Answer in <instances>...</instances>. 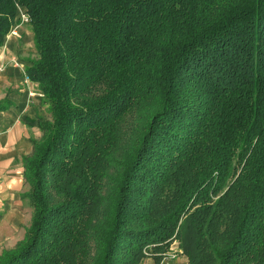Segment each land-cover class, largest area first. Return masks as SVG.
I'll use <instances>...</instances> for the list:
<instances>
[{
  "label": "trees",
  "instance_id": "trees-1",
  "mask_svg": "<svg viewBox=\"0 0 264 264\" xmlns=\"http://www.w3.org/2000/svg\"><path fill=\"white\" fill-rule=\"evenodd\" d=\"M21 8L50 119L0 264H264V0H0V46Z\"/></svg>",
  "mask_w": 264,
  "mask_h": 264
},
{
  "label": "crops",
  "instance_id": "crops-1",
  "mask_svg": "<svg viewBox=\"0 0 264 264\" xmlns=\"http://www.w3.org/2000/svg\"><path fill=\"white\" fill-rule=\"evenodd\" d=\"M18 11L19 16L25 10ZM35 53L29 24L20 26L16 36H6L0 46V101L10 102L8 108L0 112V228L6 230L12 219L5 218V213L17 214L23 203L22 195L27 192L23 178L24 159L31 155L33 141L41 137V123L50 119L39 85L23 79ZM13 58L18 66L10 63ZM167 253L159 263L154 256H146L140 264H187L183 255L171 258Z\"/></svg>",
  "mask_w": 264,
  "mask_h": 264
},
{
  "label": "rangeland",
  "instance_id": "rangeland-1",
  "mask_svg": "<svg viewBox=\"0 0 264 264\" xmlns=\"http://www.w3.org/2000/svg\"><path fill=\"white\" fill-rule=\"evenodd\" d=\"M34 58L35 55L33 56L32 60ZM13 59H10V63ZM14 60L17 61L16 59ZM25 187L26 191H28L29 187L27 185ZM22 202L23 203L21 206V210L17 214H13L11 216L10 214L5 213L4 215L5 218L12 219V223L10 225V228H8L7 230L0 228V254L4 250H11L15 248L17 243L24 239L26 229L30 225L32 208L29 204L28 199L25 197V194L22 195ZM175 246L177 247V243L175 244ZM167 252H171L170 248ZM178 254L182 255L179 250Z\"/></svg>",
  "mask_w": 264,
  "mask_h": 264
},
{
  "label": "built area",
  "instance_id": "built-area-1",
  "mask_svg": "<svg viewBox=\"0 0 264 264\" xmlns=\"http://www.w3.org/2000/svg\"><path fill=\"white\" fill-rule=\"evenodd\" d=\"M29 19L28 17L26 16V12H21V14L19 15V19H18V22L11 28L10 32L8 33L7 37L9 36H16L17 33H18V28L20 26H22L23 24H29ZM12 62V65L14 66H18V62L15 61L14 59L11 60ZM23 79H24V82H30L31 80L29 79V77L27 76L26 72L24 71L23 73ZM176 242H173L171 245H170V251L171 252H168L167 253V256L171 257V258H174L176 255H178V248L175 246Z\"/></svg>",
  "mask_w": 264,
  "mask_h": 264
}]
</instances>
